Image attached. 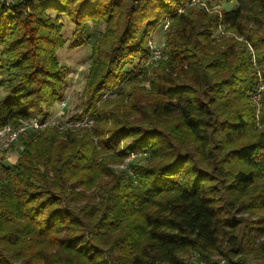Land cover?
Segmentation results:
<instances>
[{"label": "trees", "instance_id": "1", "mask_svg": "<svg viewBox=\"0 0 264 264\" xmlns=\"http://www.w3.org/2000/svg\"><path fill=\"white\" fill-rule=\"evenodd\" d=\"M232 1L216 10L193 0H0V129L46 120L64 98L59 15L75 26L70 48L92 45L93 122L28 130L16 162L0 163V264H180L187 250L245 263L239 238L260 229L241 217L264 210V133L242 140L255 118L252 57L264 79V0ZM96 20L107 29L91 43ZM165 21L146 111L135 88L95 107L106 80L126 77L121 60L144 57ZM172 117L181 131L166 140L160 119Z\"/></svg>", "mask_w": 264, "mask_h": 264}, {"label": "rangeland", "instance_id": "2", "mask_svg": "<svg viewBox=\"0 0 264 264\" xmlns=\"http://www.w3.org/2000/svg\"><path fill=\"white\" fill-rule=\"evenodd\" d=\"M13 1V0H7ZM194 2L204 3L210 5L213 9L221 10V9H230L232 8L235 3L232 0H193ZM24 14H28L29 10L25 9L23 11ZM50 16L54 17L55 14L53 12H48ZM59 22L62 23L61 34L64 39L63 44L61 47L57 48L56 50V58L59 64L68 67L69 72L66 76V86L64 90V98L61 100L64 101L65 105L63 109L59 106V101H55L53 106L50 108V116L49 118H55L59 121L61 126H67V122L70 123L71 119H76V121L84 122L87 121V125L91 126L92 120L87 119L85 116V106L84 102L86 100V96L84 93V86L87 74L89 72V68L91 65V44H83L78 47L70 48V40L73 35V31L75 29L74 24L69 21V18L66 15H59ZM168 23H164L163 25L159 24L157 27L152 29L149 32L148 40H151L153 44L162 50V55L164 51V31L167 27ZM107 27L106 24L103 23L101 20H96L94 22L87 24V31L90 35V42H96L98 38L100 39L101 35L104 34ZM221 33V32H219ZM223 33V32H222ZM147 40V42H148ZM250 50L251 55L252 49L248 47ZM147 54L144 57H136L131 56L126 58V60L130 61H123L119 64V69L123 68L126 70L125 74L126 77L121 79L119 82L116 80V76H111L110 80H106L102 85L101 89L102 92L99 94V100L96 102L95 107H98L101 102L103 101H114L121 103L120 99H124L129 97L130 94H133L134 91L132 90L135 88L138 91H141V107L146 111L148 108L147 98L143 93V90H149V81L151 79V72L152 68L157 66V60L152 59V55L149 51V47H147ZM162 57V56H161ZM161 57L159 59H161ZM157 64V65H156ZM252 65L257 70L255 74V78L257 79V85L251 91V95H249V101L251 105L255 106V118L250 123L248 132L242 139L243 141L252 140L258 135L259 133H264V79L261 78L260 71L261 69L256 65L254 58L252 57ZM118 69V70H119ZM7 72L5 70H0V97L7 95ZM126 97V98H123ZM144 114L140 115L143 116ZM139 117V116H138ZM166 119V120H165ZM162 118L160 119L161 128L165 131L167 137L166 140L171 139L174 135L181 131V126L176 118ZM27 136L26 134H24ZM129 139V138H127ZM160 139V138H159ZM159 139L156 140V145L159 144ZM19 141V138L11 143L9 146H4V142L2 139L0 140V163L8 165L5 163L6 159L9 158L12 154L15 155L21 151L22 145ZM19 146H21L20 151ZM132 156V155H131ZM18 158V157H17ZM129 158H131L129 156ZM16 162V161H15ZM127 164V159L124 161L122 165H113L111 167L114 168H125ZM1 178V173H0ZM131 179L132 176H131ZM258 185H264V172L258 173ZM135 183V182H134ZM243 223H250L249 221H245V219H253L254 221H258V223L253 224L255 227H258L260 230L258 231H251V235H247L248 238L243 234L239 240H243V247L244 251L242 253L241 258L245 260L244 264H264V210H253L249 215H243L241 217ZM252 227V226H250ZM246 228V226H245ZM245 228L243 231H245ZM251 229V228H250ZM247 230V229H246ZM248 233V232H247ZM241 235V234H240ZM225 239L221 240L224 241ZM222 245H226L221 243ZM181 258L180 264H198L199 261L204 260L200 258L199 255L192 251H184L183 253L179 254ZM226 257V261L231 259L232 261L238 260L237 256L233 255H219L215 252H211L210 260L216 261L219 258ZM208 262V261H206ZM229 264H231L229 262Z\"/></svg>", "mask_w": 264, "mask_h": 264}, {"label": "built area", "instance_id": "3", "mask_svg": "<svg viewBox=\"0 0 264 264\" xmlns=\"http://www.w3.org/2000/svg\"><path fill=\"white\" fill-rule=\"evenodd\" d=\"M165 23H168L165 21ZM168 25V24H167ZM147 45L149 47V51L152 55L153 60H157L161 57L162 50L157 48L151 40H148ZM65 103L63 100L59 101V106L63 109ZM87 121L79 122L76 121L75 125H87ZM59 121L55 118H47L46 120L40 121L36 117H32L27 120H20L19 125L16 128H11L9 125H6L0 129V140L4 142V146H9L11 143L16 141L20 135H24L28 130L32 129H41L45 126H57L59 125ZM198 264H229L225 258H219L216 261H199Z\"/></svg>", "mask_w": 264, "mask_h": 264}, {"label": "crops", "instance_id": "4", "mask_svg": "<svg viewBox=\"0 0 264 264\" xmlns=\"http://www.w3.org/2000/svg\"><path fill=\"white\" fill-rule=\"evenodd\" d=\"M21 146H19V150H17L18 152L20 151ZM18 157V153L15 155H11L9 156V158L6 159L5 163L8 165H13L15 163V161L17 160Z\"/></svg>", "mask_w": 264, "mask_h": 264}]
</instances>
